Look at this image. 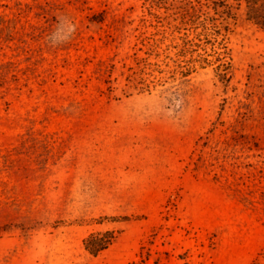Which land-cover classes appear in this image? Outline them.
<instances>
[{"label":"rangeland","instance_id":"obj_1","mask_svg":"<svg viewBox=\"0 0 264 264\" xmlns=\"http://www.w3.org/2000/svg\"><path fill=\"white\" fill-rule=\"evenodd\" d=\"M228 2L0 0V264H264V30Z\"/></svg>","mask_w":264,"mask_h":264},{"label":"trees","instance_id":"obj_2","mask_svg":"<svg viewBox=\"0 0 264 264\" xmlns=\"http://www.w3.org/2000/svg\"><path fill=\"white\" fill-rule=\"evenodd\" d=\"M229 0H213V3L216 4V6H225L228 11H225L227 13V17L235 18L236 12L234 9L236 8V5L233 3H229ZM237 1L238 7L241 6V0H235ZM237 7V8H238ZM247 19L250 21H253L255 24H257L259 27H261L264 30V0H247ZM93 239H89L87 242V246L89 250L93 253L99 252L100 250H103L107 246V242L104 240H101V243H93L90 244Z\"/></svg>","mask_w":264,"mask_h":264},{"label":"clouds","instance_id":"obj_3","mask_svg":"<svg viewBox=\"0 0 264 264\" xmlns=\"http://www.w3.org/2000/svg\"><path fill=\"white\" fill-rule=\"evenodd\" d=\"M75 32V25L68 17H61L57 27L50 33L48 40L52 46H58L67 42Z\"/></svg>","mask_w":264,"mask_h":264}]
</instances>
